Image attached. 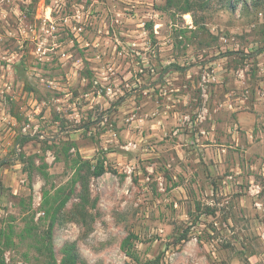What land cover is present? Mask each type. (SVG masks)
Wrapping results in <instances>:
<instances>
[{
    "label": "rangeland",
    "instance_id": "1",
    "mask_svg": "<svg viewBox=\"0 0 264 264\" xmlns=\"http://www.w3.org/2000/svg\"><path fill=\"white\" fill-rule=\"evenodd\" d=\"M233 1L0 0V264L53 214L57 264H264V2Z\"/></svg>",
    "mask_w": 264,
    "mask_h": 264
},
{
    "label": "trees",
    "instance_id": "2",
    "mask_svg": "<svg viewBox=\"0 0 264 264\" xmlns=\"http://www.w3.org/2000/svg\"><path fill=\"white\" fill-rule=\"evenodd\" d=\"M171 0H169L170 2ZM189 0H184V3H188ZM255 4L256 3H262L264 2V0H255ZM183 6L182 7V10L183 11H188L190 8V6ZM228 4L229 5H234V1L233 0H228ZM23 138H28L29 136L28 135H24L22 136ZM84 163H86V167L87 168H92L93 167V172L92 174L94 176H98L100 174H102L103 172H105L106 168L103 166V163L100 162L98 164H96L95 166L89 164L88 161H85ZM111 171L113 173H116V170L112 169L111 168ZM80 183V182H79ZM80 189L79 191H76V194L75 196L78 197V202L75 204L74 208H73V211L75 213V215H81V219L82 217L87 215L86 214V206L90 203V198H89V195H88V188H87V184L86 182H81L80 184ZM76 188V187H75ZM75 191V189H73ZM69 199L68 196L64 197L61 199L60 201V207H63L64 204L66 203V201ZM58 221V219L56 218L55 214H53V216L51 217V222H50V228H49V231L46 232V235H45V239H46V242L44 243L43 245V253H44V261L42 264H57V261H56V258H55V255H54V251H53V247H52V243H51V233H52V227H53V224ZM131 237H134L133 234H130L128 235L123 243H122V248L126 251V253L128 255H132V252H131V248H132V245H131ZM158 259H159V256H157L154 260H150L148 262H145L144 264H156L158 262ZM79 261V254H78V251H77V247L75 245L74 242L68 244L65 248H64V252H63V258L61 260V264H76L77 262Z\"/></svg>",
    "mask_w": 264,
    "mask_h": 264
},
{
    "label": "built area",
    "instance_id": "3",
    "mask_svg": "<svg viewBox=\"0 0 264 264\" xmlns=\"http://www.w3.org/2000/svg\"><path fill=\"white\" fill-rule=\"evenodd\" d=\"M19 47L22 48V47H23V43H20V44H19Z\"/></svg>",
    "mask_w": 264,
    "mask_h": 264
},
{
    "label": "crops",
    "instance_id": "4",
    "mask_svg": "<svg viewBox=\"0 0 264 264\" xmlns=\"http://www.w3.org/2000/svg\"><path fill=\"white\" fill-rule=\"evenodd\" d=\"M263 94H264V91H263Z\"/></svg>",
    "mask_w": 264,
    "mask_h": 264
}]
</instances>
